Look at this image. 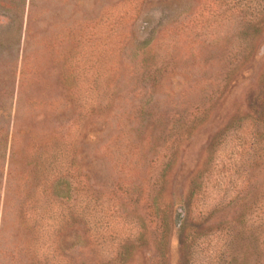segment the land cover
Masks as SVG:
<instances>
[{
	"label": "rangeland",
	"instance_id": "374dc122",
	"mask_svg": "<svg viewBox=\"0 0 264 264\" xmlns=\"http://www.w3.org/2000/svg\"><path fill=\"white\" fill-rule=\"evenodd\" d=\"M261 9L0 0V264H264Z\"/></svg>",
	"mask_w": 264,
	"mask_h": 264
},
{
	"label": "trees",
	"instance_id": "16d2710c",
	"mask_svg": "<svg viewBox=\"0 0 264 264\" xmlns=\"http://www.w3.org/2000/svg\"><path fill=\"white\" fill-rule=\"evenodd\" d=\"M263 10L264 9H261V11ZM239 27L246 28V30L249 29V32H253L257 30L259 31L261 29V23L256 22L252 19V20H249L248 22L245 21V23L239 24ZM250 38L253 39L252 37H248V36L240 39L237 45L233 43H229V45L227 46V53H226L227 56H231L233 58L234 63H236L235 65H238L239 67H241L244 63H249L248 66L246 67L247 71L253 70V67L255 66V63H253L254 55L250 56L249 54L250 49H251V46H248L249 40H251ZM163 40H160V41H163ZM160 41L155 40L153 42L154 46L153 44L151 46V49L153 52V56L151 60V67L154 70V72H157L158 70H161L162 68H164L162 64L166 60L167 57H170L171 59L176 58L175 52L177 49L178 40L177 39L173 40L171 41V43L166 40V43L164 42L163 44L160 43ZM232 46H234L235 48L232 49ZM244 73H246V71H244ZM225 84L226 82L222 85V87H224ZM216 89L215 91H213L212 93L213 95H215L218 92V88ZM149 97H151V94L149 95ZM245 101H246L248 111H251L254 113V115H256L254 119H252L255 123L254 127L257 128L258 126H260L261 128L264 129V77L260 80L257 86L254 85L251 88L250 87L247 88V94L245 96ZM142 109L144 110V108ZM197 186L196 187L194 186L193 188H191L190 194H193L195 192ZM180 225L181 223L179 222L178 227H180Z\"/></svg>",
	"mask_w": 264,
	"mask_h": 264
}]
</instances>
